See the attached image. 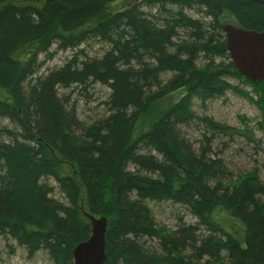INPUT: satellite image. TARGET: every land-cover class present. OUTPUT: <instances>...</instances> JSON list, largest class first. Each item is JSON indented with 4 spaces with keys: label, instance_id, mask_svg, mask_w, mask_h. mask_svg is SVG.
<instances>
[{
    "label": "trees",
    "instance_id": "1",
    "mask_svg": "<svg viewBox=\"0 0 264 264\" xmlns=\"http://www.w3.org/2000/svg\"><path fill=\"white\" fill-rule=\"evenodd\" d=\"M114 1L0 0V238L28 258L42 251L51 264H72L90 234L86 212L107 218L105 264H264V181L255 169L233 175L221 157L239 140L262 156L264 172V144L247 123L190 111L191 96L203 105L231 89L257 106L262 128L264 81L237 73L220 23L264 31V2L139 0L113 9ZM92 44L101 47L93 57L84 50ZM95 84L109 90L103 110L79 120L72 96ZM177 90L186 94L167 101ZM188 121L199 130L194 141L182 131ZM163 201L184 205L195 222L157 225L149 205Z\"/></svg>",
    "mask_w": 264,
    "mask_h": 264
},
{
    "label": "rangeland",
    "instance_id": "2",
    "mask_svg": "<svg viewBox=\"0 0 264 264\" xmlns=\"http://www.w3.org/2000/svg\"><path fill=\"white\" fill-rule=\"evenodd\" d=\"M139 0H115L112 3L113 9H119L125 4L132 3ZM229 18V17H228ZM99 44H92L85 47L86 54L93 57L100 53ZM71 52L57 53L51 60L46 61L41 69V73H46L48 70L60 66L64 60L70 56ZM219 59H217L218 61ZM198 63H203V59L200 58ZM165 81V77H164ZM227 81L231 85H237L239 88L245 90L252 97L254 93L252 87L249 84H245L236 78L227 77ZM109 92L108 88L100 84L92 85L90 88L78 92L72 96V100H76L77 115L79 120L86 122L91 121L97 117L103 110L102 100L105 99L106 94ZM186 93L177 90L167 95V101L170 103H176L179 98ZM5 96L0 89V97ZM255 98V97H254ZM190 111L194 116H208L211 119L223 123L229 126L242 127L245 123L253 129L256 138L261 140V145L264 144V124L262 128L258 127V123L261 120L260 111L257 106L250 101L247 97L234 92L231 89L223 91L222 94L209 97L203 105L201 100L197 96H191L190 99ZM244 118V119H241ZM246 119V120H245ZM4 124L7 122L3 120ZM188 124V125H187ZM185 126L182 127V131L192 141L198 139L199 130L195 127L194 121H188ZM241 141L236 140L228 149H225L221 154L227 168L235 176L244 174L252 169L258 171L260 179L264 181V172L261 163L263 162L262 156L254 152L252 147H245L241 150ZM220 150V146L215 151ZM220 156V153H219ZM50 184L55 186L54 181ZM55 198L61 196L54 192ZM151 209L152 217L157 225L166 226L168 228H174L175 220L177 216L183 217L186 223L195 222V218L190 214L187 207L182 204H174L170 201L152 202L149 205ZM217 219L223 223V226L231 231L241 233V226L231 220L223 212L218 211L216 214ZM200 263H203L200 261ZM0 264H51L47 259L44 252H37L32 258H28L26 251L22 247H18L15 241L10 239L0 238Z\"/></svg>",
    "mask_w": 264,
    "mask_h": 264
},
{
    "label": "water",
    "instance_id": "3",
    "mask_svg": "<svg viewBox=\"0 0 264 264\" xmlns=\"http://www.w3.org/2000/svg\"><path fill=\"white\" fill-rule=\"evenodd\" d=\"M220 24L225 49L237 73L255 84L264 81V31L245 29L231 18ZM84 215L89 220L90 234L72 249V264H105L107 218L86 212Z\"/></svg>",
    "mask_w": 264,
    "mask_h": 264
}]
</instances>
